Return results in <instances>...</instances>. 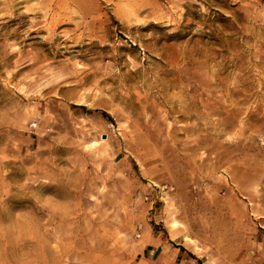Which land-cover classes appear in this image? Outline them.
Segmentation results:
<instances>
[{
  "label": "rangeland",
  "instance_id": "374dc122",
  "mask_svg": "<svg viewBox=\"0 0 264 264\" xmlns=\"http://www.w3.org/2000/svg\"><path fill=\"white\" fill-rule=\"evenodd\" d=\"M258 252L264 0H0V264Z\"/></svg>",
  "mask_w": 264,
  "mask_h": 264
},
{
  "label": "crops",
  "instance_id": "0c3cea01",
  "mask_svg": "<svg viewBox=\"0 0 264 264\" xmlns=\"http://www.w3.org/2000/svg\"><path fill=\"white\" fill-rule=\"evenodd\" d=\"M260 257H262V253L258 252L254 257L255 259L253 258L254 261H252V263L250 264H264V262H262V259H259Z\"/></svg>",
  "mask_w": 264,
  "mask_h": 264
}]
</instances>
